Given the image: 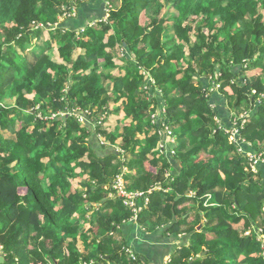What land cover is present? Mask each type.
<instances>
[{
	"label": "trees",
	"instance_id": "trees-1",
	"mask_svg": "<svg viewBox=\"0 0 264 264\" xmlns=\"http://www.w3.org/2000/svg\"><path fill=\"white\" fill-rule=\"evenodd\" d=\"M40 25L44 49L33 45ZM215 93L244 107L243 118L224 124ZM166 126L187 138L183 151L161 147ZM251 152L264 158V0H0V246L9 264H133L112 238L132 212L102 202L127 167L129 192L160 188L141 225L190 238L171 264H264V165L255 173ZM85 207L99 220L83 231Z\"/></svg>",
	"mask_w": 264,
	"mask_h": 264
},
{
	"label": "rangeland",
	"instance_id": "rangeland-1",
	"mask_svg": "<svg viewBox=\"0 0 264 264\" xmlns=\"http://www.w3.org/2000/svg\"><path fill=\"white\" fill-rule=\"evenodd\" d=\"M163 2H165L166 0H162ZM165 15L166 14H168L169 16H172V15H174L175 14V11L173 10V9H169V6L164 10V12H163ZM75 15V14H74ZM151 16H150V13L148 14V13H142L141 14V22H142V24L144 25V26H148L149 24H150V22H151V18H150ZM59 19H60V21L62 20V18H60V17H58ZM64 19V18H63ZM53 22H50V24L49 25H55V24H52ZM61 23V22H60ZM96 23H93V25H95ZM168 24L169 25H172L173 24V22H168ZM40 28H41V31H42V36L39 38V39H34L33 40V45L34 46H36L38 49H44L45 48V42L46 41H48V39L50 38V36H49V29H47V27L44 25V26H41L40 25ZM43 28V29H42ZM171 29H173V28H171ZM170 29V31H167L166 32V37H169V38H172V37H174V31L173 30H171ZM29 53H31V52H29ZM51 56H53V53H52V55ZM119 63V62H118ZM260 73V70H249V72L247 73V75L249 76V77H251L252 79H255L256 78V75L257 74H259ZM214 96H216V97H214ZM214 98L216 99V101L219 103L218 104V107H220L221 109H223V108H225V109H227L226 110V112L225 113H223L222 114V117H223V119H222V122L224 123V124H226V125H229L230 124V121H231V119L233 118H235V115H240L242 118H243V116L246 114V112L244 111V107H239V108H234V109H232V107H230L229 106V104H228V101L226 100V98H224L223 96H221V95H218L217 93H215L214 94ZM33 97V96H32ZM29 99H31V97H29ZM9 103H13V104H15V100H12V101H9ZM116 106H114V108H115ZM214 107H216V105L214 106ZM217 108V107H216ZM37 109H39V107H37ZM79 109L78 108H76L74 111H72L71 113L72 114H75V112L76 111H78ZM94 112H97V109L95 108L94 109ZM93 112V113H94ZM88 113V112H87ZM97 113H100V112H97ZM41 115V114H40ZM64 115V114H63ZM88 115H90V112L88 113ZM124 115V112L123 111H121L117 116L116 115H114V117L115 118H113V120H115L116 118L118 119V118H121L122 116ZM154 115L152 116V119L154 120ZM106 118V115H102L101 116V119H100V121L102 122V126L104 127V129H110V124H111V121H113V120H111V119H109V118H107V119H105ZM51 119H53V116L51 117ZM104 119H105V121H104ZM86 121V120H85ZM155 121H156V119H155ZM86 123H90L91 124V122H90V119L88 118V120L86 121ZM166 123V122H165ZM223 123H221V122H219V124H221V127H223ZM103 129V130H104ZM167 129H169L172 133H173V135L170 137L169 136V134H168V132H167ZM165 130H166V132H162L163 134H164V137H165V141H164V144L163 145H161V147H166L168 150H167V152L168 153H170V154H175V151L176 150H178V151H183V148H182V144L184 143V142H186L187 141V138H185L184 136H180V134H179V131H180V128L179 127H177L175 130L174 129H171V127H168V126H166L165 127ZM236 133H237V131L236 130H234L233 131V134H232V138L231 139H234L235 137H236ZM7 137H11L12 135L11 134H7L6 135ZM102 143H104L103 141H102ZM176 145V146H175ZM175 147V148H174ZM172 154V155H173ZM251 154H252V156H250V159H255L256 158V164H254V169H253V171L255 172V173H257V168H256V166L257 165H264V158L263 157H261V155L260 154H254V153H252L251 152ZM126 157V159H124V160H128V159H131L132 157H134V156H132V155H126L125 156ZM252 157V158H251ZM149 167V166H148ZM130 170H129V168L127 167L125 170H124V174H123V178H124V180H125V177H126V174H127V172H129ZM123 180V181H124ZM73 182V188H74V190H82V187L80 186V185H78V181H75V180H72ZM115 181V180H114ZM125 182L127 183L128 181H126L125 180ZM47 184H48V182H47V180H45L44 181V186H47ZM113 185H114V183L112 184V190H113V192H112V194L111 195H109V197H108V200H106V201H108L109 202V204L110 205H114L115 204V202L116 201H114V199H119L122 203H123V200L121 199V195H120V193H119V191L118 190H114V188H113ZM127 185L128 184H125V187L126 188H124V190L127 192V193H131V192H129L128 191V189H127ZM107 188L109 189L110 188V186H107ZM109 199L111 200V199H113V200H111V201H109ZM148 205H149V203H150V197H148ZM143 201H145V200H143ZM99 206H101L102 205V202L100 203V204H98ZM123 205L125 206V204L123 203ZM99 206H97L96 205V207H99ZM144 206V205H143ZM143 206H141V207H143ZM126 207V206H125ZM140 207V208H141ZM85 209H86V219L87 220H85L86 221V223H84V220H80V228H81V230H83V231H85L89 226H91V225H96V224H98V220H99V218L97 217V215L96 214H93V213H90V212H87V207H85ZM132 217H134V221H137V222H135V225H141V223L139 222V220H138V218H135V216H132ZM139 223V224H138ZM244 223V222H243ZM243 223L240 225V226H236V227H238L239 229V231H242L243 230ZM259 224H261L260 223V221H259ZM246 225V224H245ZM142 226V228H144L145 229V231H150L149 230V228H148V226L147 225H145V226H143V225H141ZM96 228V227H95ZM264 236V235H263ZM263 240H264V238H262ZM264 253V252H263ZM264 255V254H263ZM135 256V260L132 258V256H131V259H132V261L133 262H135L136 260H137V257H136V255H134ZM17 263H19L18 261H17ZM21 264H25V263H21Z\"/></svg>",
	"mask_w": 264,
	"mask_h": 264
},
{
	"label": "crops",
	"instance_id": "crops-1",
	"mask_svg": "<svg viewBox=\"0 0 264 264\" xmlns=\"http://www.w3.org/2000/svg\"><path fill=\"white\" fill-rule=\"evenodd\" d=\"M191 208L192 204L189 205V209ZM135 222L137 221L131 220L112 233L114 249L120 247L121 253L133 264H171L174 256L190 243V238L185 234L175 236L164 229L145 231L141 225H135ZM199 229L202 227H198ZM125 250L132 251L137 260L133 262Z\"/></svg>",
	"mask_w": 264,
	"mask_h": 264
},
{
	"label": "built area",
	"instance_id": "built-area-1",
	"mask_svg": "<svg viewBox=\"0 0 264 264\" xmlns=\"http://www.w3.org/2000/svg\"><path fill=\"white\" fill-rule=\"evenodd\" d=\"M75 116L78 118V120L80 121V122H84L85 120H86V117L84 116V115H81V114H75ZM55 117V115L53 116V118ZM154 118V120H153V122H156L155 121V119H156V117L154 116L153 117ZM167 132H168V134H169V136L171 137L172 135H173V133L169 130V129H167ZM261 155V157H263V155L262 154H260ZM252 156V155H251ZM252 158V157H251ZM251 161H252V163H253V169H254V164H256L255 162H256V158L255 159H251ZM124 176H123V174L122 175H118L117 177H116V179H115V181H114V185H113V188H114V190H118L119 191V193H120V195H121V199L123 200V203L125 204V206L128 208V209H130L131 210V212H132V215L133 216H135V218H138L139 217V215H140V211H141V205L143 206H148V195L150 194V193H152L153 191H155V190H158V189H160V188H154V189H152V190H150L149 192H148V194H145V193H142V192H131V193H127L125 190H124V188H126L125 187V184H126V182H125V180H124V178H123ZM124 180V181H123ZM143 200H145V201H143ZM132 220H134V217H132ZM261 238H264V236H262ZM125 252H126V254H129V257L131 258V256H132V258L135 260L136 258H135V254L132 252V251H130V250H125ZM264 254V253H263ZM0 256H4V257H6V254H5V252H4V250H3V247L2 246H0ZM264 256V255H263Z\"/></svg>",
	"mask_w": 264,
	"mask_h": 264
},
{
	"label": "water",
	"instance_id": "water-1",
	"mask_svg": "<svg viewBox=\"0 0 264 264\" xmlns=\"http://www.w3.org/2000/svg\"><path fill=\"white\" fill-rule=\"evenodd\" d=\"M106 200H108V199H105V200H103L102 202H105ZM200 227H202V226H200ZM200 230V229H199ZM110 258V256L109 257H106V259L108 260ZM9 259L8 258H6V257H4V256H0V264H9Z\"/></svg>",
	"mask_w": 264,
	"mask_h": 264
}]
</instances>
